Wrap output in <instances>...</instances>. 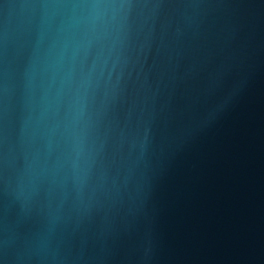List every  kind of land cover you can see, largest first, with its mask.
<instances>
[{
  "label": "water",
  "instance_id": "95a60500",
  "mask_svg": "<svg viewBox=\"0 0 264 264\" xmlns=\"http://www.w3.org/2000/svg\"><path fill=\"white\" fill-rule=\"evenodd\" d=\"M0 264H264V0H0Z\"/></svg>",
  "mask_w": 264,
  "mask_h": 264
}]
</instances>
